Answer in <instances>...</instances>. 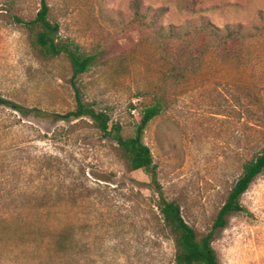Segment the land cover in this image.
<instances>
[{
  "label": "rangeland",
  "instance_id": "obj_1",
  "mask_svg": "<svg viewBox=\"0 0 264 264\" xmlns=\"http://www.w3.org/2000/svg\"><path fill=\"white\" fill-rule=\"evenodd\" d=\"M45 1L60 40L95 61L72 78L67 56L41 58L17 21L33 19L41 0H0V96L47 114L0 107V264H174L149 176L129 171L89 119L52 115L74 110L77 89L128 134L158 104L142 137L156 190L205 235L243 165L264 150V0H201L194 16L178 0H142L169 10L142 35L126 27L131 0ZM198 16L220 29L242 24L249 37L235 59L198 37L203 54L179 71V51L161 36ZM240 204L247 212L231 214L211 246L219 264H264V170Z\"/></svg>",
  "mask_w": 264,
  "mask_h": 264
},
{
  "label": "trees",
  "instance_id": "obj_2",
  "mask_svg": "<svg viewBox=\"0 0 264 264\" xmlns=\"http://www.w3.org/2000/svg\"><path fill=\"white\" fill-rule=\"evenodd\" d=\"M201 0H178V10L188 16L196 14L195 7ZM131 19L127 29L137 34L148 31H157L159 22L168 13L167 7L153 9L145 6L142 0H131ZM27 30L31 39V45L35 53L45 60L55 59L62 54L66 55L72 69V78L86 73L94 64L92 55L81 53L77 47L72 50L70 44L63 43L59 38V26L48 20V7L45 0H41V7L36 16L29 21L17 19ZM198 37H203L205 43H212L219 53L228 58H237L242 51L244 43L249 37L242 24L226 25L220 29L203 17L188 19L182 26L169 23L167 33L161 36L167 45L172 46L169 51L176 47L179 51L180 60L176 59L175 68L187 69L194 64L195 56L203 54V47L198 44ZM179 69V71H180ZM174 72V70H173ZM179 73V72H178ZM75 108L63 115L54 114L56 120L72 121L87 118L93 127L105 138H109L117 145L120 157L127 165L129 171L141 170L150 178V185L157 195L156 207L159 210L164 229L174 246V264H219L215 252L211 246L214 234L227 225V219L231 214L246 213L247 210L240 204V197L246 192L254 179L264 170V150L255 158L243 165L242 173L233 184L228 195L218 210L211 230L205 235H198L183 220L179 206L174 202L167 201L160 192H157L155 178V166L149 148L143 143L144 130L149 122L160 113V106L154 104L143 110L140 121L130 133L126 134L118 123H111L108 115L104 112H96L86 105L76 89ZM0 107L9 109L22 116L29 113L35 115H47L36 109H26L18 104L0 96ZM66 236L61 235L59 244L66 241Z\"/></svg>",
  "mask_w": 264,
  "mask_h": 264
}]
</instances>
